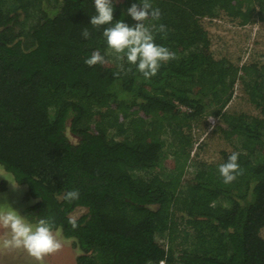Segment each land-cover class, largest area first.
<instances>
[{"label":"trees","instance_id":"trees-1","mask_svg":"<svg viewBox=\"0 0 264 264\" xmlns=\"http://www.w3.org/2000/svg\"><path fill=\"white\" fill-rule=\"evenodd\" d=\"M141 2L113 0V24L134 26L127 9ZM150 2L160 18L144 23L165 26L155 43L175 59L145 79L116 60L107 25H90L93 0H0V167L34 200L28 220H50L74 241L77 264H264V63L216 58L202 23H254L264 4ZM32 7L39 16L25 31ZM97 50L106 62L87 66ZM240 71L258 114L224 109ZM208 107L233 146L219 163L191 157L187 128ZM233 152L242 174L225 184L218 169ZM74 189L79 199L64 200ZM77 207L86 211L73 229Z\"/></svg>","mask_w":264,"mask_h":264},{"label":"rangeland","instance_id":"rangeland-1","mask_svg":"<svg viewBox=\"0 0 264 264\" xmlns=\"http://www.w3.org/2000/svg\"><path fill=\"white\" fill-rule=\"evenodd\" d=\"M246 4H252L256 9L264 0H245ZM28 18L23 30H27L39 16L35 7L30 8ZM202 23L210 38V47L216 58L225 57L237 65L250 62L264 63V19L256 20L246 25L232 20L228 15L221 14L216 18H204ZM113 52H111V57ZM113 58V57H112ZM250 81L241 71L234 86V94L230 102L225 106L227 112H246L258 114L255 105L250 101L247 84ZM216 108H207L202 120H193L187 132L193 139L191 157L195 160L207 163H219L223 160V153L233 150L230 141L226 140L220 131V117L215 113ZM69 134V131H68ZM72 137V136H70ZM73 139V138H72ZM166 141L169 149L175 147L176 139L171 131H167ZM171 157V156H169ZM157 172L169 174L161 163L156 168ZM34 202L27 198L26 186L17 184L12 174L0 167V207H10L24 216L25 220L33 225L37 222L28 220L27 207ZM86 209L75 208L70 216L78 218ZM56 238L62 243V248L56 253L46 255L37 261L23 249H0V264H77L78 249L72 239L63 236L59 229L53 230ZM8 235V231L0 229V239ZM264 239V227L260 231Z\"/></svg>","mask_w":264,"mask_h":264},{"label":"clouds","instance_id":"clouds-1","mask_svg":"<svg viewBox=\"0 0 264 264\" xmlns=\"http://www.w3.org/2000/svg\"><path fill=\"white\" fill-rule=\"evenodd\" d=\"M93 5L96 14L91 16L90 25L97 29L107 25L103 28L102 36L108 48L116 54L117 61L126 60L148 79L157 74L162 62L175 59L173 52L155 43L154 30L164 32L165 26L159 25L157 29L155 25L146 26L144 23L149 18L153 21L160 18L159 9H153L150 0H142L139 4L133 3L127 9V15L136 21L134 26L119 20L113 24V0H93ZM82 36L85 39L89 38L87 28L83 30ZM105 62V57L98 50L84 61L89 67ZM118 67L123 70V63L118 64ZM128 71H131V68ZM238 156V153L233 152L227 161L219 166L218 171L225 184L233 182L237 175L242 174ZM63 199L69 202L79 199L78 190L66 192ZM69 223L73 229L78 226L75 218L70 219ZM0 229L8 231V235L0 239V249H23L37 261L62 248V243L53 233L50 220L40 219L33 225L11 207L10 209L0 207Z\"/></svg>","mask_w":264,"mask_h":264},{"label":"built area","instance_id":"built-area-1","mask_svg":"<svg viewBox=\"0 0 264 264\" xmlns=\"http://www.w3.org/2000/svg\"><path fill=\"white\" fill-rule=\"evenodd\" d=\"M184 109H186V107H184ZM159 264H165V261L161 260Z\"/></svg>","mask_w":264,"mask_h":264}]
</instances>
